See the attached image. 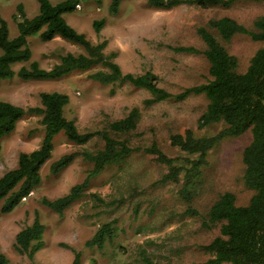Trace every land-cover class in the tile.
<instances>
[{
	"label": "rangeland",
	"instance_id": "1",
	"mask_svg": "<svg viewBox=\"0 0 264 264\" xmlns=\"http://www.w3.org/2000/svg\"><path fill=\"white\" fill-rule=\"evenodd\" d=\"M57 4L64 0H50ZM110 0H79L73 13L64 15L67 23L86 35L93 43L106 41L105 53L114 55L124 73L152 72L159 78V86L171 93L196 86L209 79V63L202 53L177 52L176 47H194L200 51L205 45L196 28L214 17L229 16L247 28L264 17V1H240L229 9L201 10L182 5L171 10L154 9L145 0H124L118 15L108 12ZM22 4L28 17L39 12L37 0H0V16L9 26L11 37L17 34L14 15ZM105 19L99 34L93 29L94 21ZM238 60V72L244 73L252 56L264 47V42L238 35L224 44ZM32 61L44 69H51L67 53L80 54L82 48L61 38L43 42L30 38ZM21 65L16 66V70ZM89 72L74 71L59 80L23 81L18 77L0 81V100L24 109L41 107L40 94L60 92L68 95L70 102L64 114L73 120L81 133L108 128L110 122L126 116L139 108L141 119L137 129L126 138L132 147L147 148L157 144L170 158H180L184 153L172 147V134L190 129L196 137L211 136L224 125L199 127L208 100L204 95H192L186 100L169 99L151 106L144 104L151 94L129 84L101 85L88 78ZM42 116L28 114L19 121L16 130L2 140L0 152V177L17 166L22 152L38 149L43 139ZM252 135L228 138L219 143L208 156L191 203L183 201L173 183H158L166 166L157 163L151 155L136 152L121 165L107 168L90 180L84 196L59 215L42 204L44 198L54 200L69 193L81 183L92 164L85 161L82 152L102 147L98 138L84 146L70 143L62 134L54 140L51 159L41 170L42 183L9 214L0 212V255L7 264H31L26 255L14 249L16 235L40 216L46 226L44 247L34 258V264H72V250H84L103 223L117 220L119 235L113 246L104 251H85L87 260L96 264H205L209 259L202 246L219 234V229L206 228L205 217L224 192L232 193L239 206L247 205L254 192L243 181V151ZM77 153L74 162L58 174L50 171L52 163L62 156ZM187 209L199 215L186 214ZM227 264V263H225Z\"/></svg>",
	"mask_w": 264,
	"mask_h": 264
},
{
	"label": "trees",
	"instance_id": "2",
	"mask_svg": "<svg viewBox=\"0 0 264 264\" xmlns=\"http://www.w3.org/2000/svg\"><path fill=\"white\" fill-rule=\"evenodd\" d=\"M124 0H110L108 12L118 15ZM148 6L159 10H171L182 5L195 6L201 10L213 8L229 9L240 1L261 2L264 0H145ZM39 12L28 17L24 6H17L14 15L17 34L10 35L7 21L0 16V81L16 77L23 81H52L70 75L74 71L89 72L88 78L101 85L129 84L144 89L151 94L145 100L146 106L175 99L186 100L192 95H204L207 108L199 119V127L213 124L224 127L214 135L196 137L192 130L172 134L170 145L184 153L183 157L170 158L157 144L147 148L132 147L126 138L134 132L141 119L139 108H133L126 116L109 123L108 128L95 132L81 133L75 122L65 117L64 110L69 104L68 95L60 92L40 94L41 107L24 109L10 102L0 100V152L2 140L11 135L28 114L42 116L43 139L38 149L22 152L17 166L0 177V212L11 213L24 198L28 197L42 183L41 170L51 159L54 140L62 134L72 144L84 146L95 138L102 147L82 152L85 161L92 164L86 178L74 185L68 194L54 200L44 198L42 204L49 210L62 215L66 209L80 200L89 187L90 180L101 175L113 165H121L132 154L144 152L166 166V172L158 183H173L178 188V196L191 203L196 186L204 169L209 165V153L223 140L239 137L250 131L251 142L243 151L244 184L254 194L244 206L236 204L235 196L224 192L202 218L206 228L217 227L219 234L202 249L209 255L205 264H264V47L259 48L250 60L244 73L238 72V60L224 44H229L235 36L244 35L254 41L264 42V17L253 22V29L247 28L229 16L214 17L205 25L196 28V33L205 45L200 51L194 47H176L177 52L202 53L209 63V79L199 85L185 88L179 93H171L159 86V78L152 72L144 74L124 73L114 61V55H107V42L93 44L85 34L70 26L64 18L73 13L79 0H64L53 4L50 0H37ZM105 26V19L94 21L93 29L99 34ZM38 37L43 42L61 38L82 48L80 54L67 53L51 69L42 68L32 61L30 38ZM21 65L18 70L16 66ZM77 153L62 156L50 166L53 174L68 168ZM186 214L198 216L193 209ZM46 226L36 215L31 225L23 228L15 238L14 249L26 255L34 264V258L44 247ZM119 235L118 221L112 220L100 225L93 236L84 244V250L104 251L113 246ZM84 250H72V264H96L89 260ZM146 264L147 259H144ZM8 260L0 255V264Z\"/></svg>",
	"mask_w": 264,
	"mask_h": 264
}]
</instances>
